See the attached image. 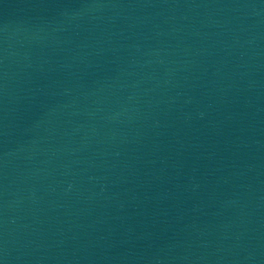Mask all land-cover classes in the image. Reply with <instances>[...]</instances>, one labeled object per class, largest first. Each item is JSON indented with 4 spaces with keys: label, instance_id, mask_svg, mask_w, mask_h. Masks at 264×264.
<instances>
[{
    "label": "water",
    "instance_id": "1",
    "mask_svg": "<svg viewBox=\"0 0 264 264\" xmlns=\"http://www.w3.org/2000/svg\"><path fill=\"white\" fill-rule=\"evenodd\" d=\"M0 264H264V0H0Z\"/></svg>",
    "mask_w": 264,
    "mask_h": 264
}]
</instances>
